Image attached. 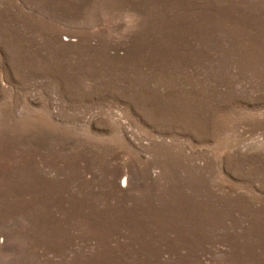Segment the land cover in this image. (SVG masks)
I'll use <instances>...</instances> for the list:
<instances>
[{
  "label": "rangeland",
  "instance_id": "obj_1",
  "mask_svg": "<svg viewBox=\"0 0 264 264\" xmlns=\"http://www.w3.org/2000/svg\"><path fill=\"white\" fill-rule=\"evenodd\" d=\"M0 264H264V0H0Z\"/></svg>",
  "mask_w": 264,
  "mask_h": 264
}]
</instances>
